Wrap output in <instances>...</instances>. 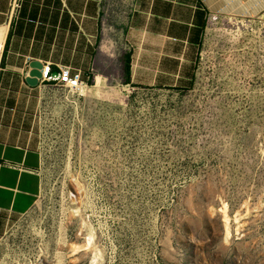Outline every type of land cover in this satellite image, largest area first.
Returning <instances> with one entry per match:
<instances>
[{
  "label": "rangeland",
  "instance_id": "rangeland-1",
  "mask_svg": "<svg viewBox=\"0 0 264 264\" xmlns=\"http://www.w3.org/2000/svg\"><path fill=\"white\" fill-rule=\"evenodd\" d=\"M116 51L117 80L44 90L41 189L0 264H264V10L209 22L186 88L127 86Z\"/></svg>",
  "mask_w": 264,
  "mask_h": 264
},
{
  "label": "crops",
  "instance_id": "crops-1",
  "mask_svg": "<svg viewBox=\"0 0 264 264\" xmlns=\"http://www.w3.org/2000/svg\"><path fill=\"white\" fill-rule=\"evenodd\" d=\"M10 6L0 0V238L41 189L44 89L26 81L33 61L68 66L87 82L117 80L105 70L121 45L120 79L128 55L134 88H186L211 14L252 15L264 0H21L14 14Z\"/></svg>",
  "mask_w": 264,
  "mask_h": 264
},
{
  "label": "built area",
  "instance_id": "built-area-1",
  "mask_svg": "<svg viewBox=\"0 0 264 264\" xmlns=\"http://www.w3.org/2000/svg\"><path fill=\"white\" fill-rule=\"evenodd\" d=\"M21 0H11V13H16L20 6ZM219 15L211 14L210 21H217ZM41 78L39 83L45 90L47 87H57L58 89H66L73 96H83V91L86 89L88 82L84 81L79 73H73L68 66H61L58 71H53L50 64L43 65L41 69ZM127 86H131L127 83ZM42 121V107L39 114Z\"/></svg>",
  "mask_w": 264,
  "mask_h": 264
},
{
  "label": "water",
  "instance_id": "water-1",
  "mask_svg": "<svg viewBox=\"0 0 264 264\" xmlns=\"http://www.w3.org/2000/svg\"><path fill=\"white\" fill-rule=\"evenodd\" d=\"M30 66L32 67V70L29 72L28 77L26 78V81L31 85H36L39 82V79L41 78V68L43 67L41 63L38 61H33Z\"/></svg>",
  "mask_w": 264,
  "mask_h": 264
},
{
  "label": "trees",
  "instance_id": "trees-1",
  "mask_svg": "<svg viewBox=\"0 0 264 264\" xmlns=\"http://www.w3.org/2000/svg\"><path fill=\"white\" fill-rule=\"evenodd\" d=\"M130 58L128 55H125V74H126V78L125 81L128 82V75H129V68H130Z\"/></svg>",
  "mask_w": 264,
  "mask_h": 264
},
{
  "label": "bare ground",
  "instance_id": "bare-ground-1",
  "mask_svg": "<svg viewBox=\"0 0 264 264\" xmlns=\"http://www.w3.org/2000/svg\"><path fill=\"white\" fill-rule=\"evenodd\" d=\"M90 86H91V85H89V84L87 85L86 89L83 91V94H82L83 96H86V95H87V92L89 91ZM44 94H45V92H44ZM66 97H68V98H73L74 96H73L71 93H70V94L68 93V94L66 95Z\"/></svg>",
  "mask_w": 264,
  "mask_h": 264
}]
</instances>
